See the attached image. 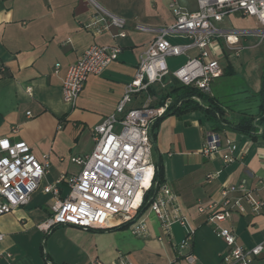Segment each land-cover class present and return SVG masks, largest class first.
<instances>
[{
  "label": "crops",
  "instance_id": "1",
  "mask_svg": "<svg viewBox=\"0 0 264 264\" xmlns=\"http://www.w3.org/2000/svg\"><path fill=\"white\" fill-rule=\"evenodd\" d=\"M169 1L0 0V65L4 68L0 71V138L23 140L38 157L49 155L50 168L41 186L79 170L70 158L93 149V127L114 112L148 42L173 22ZM174 1L186 11L197 10L195 0ZM103 12L125 20L123 37L117 35L119 29L114 26L99 32L86 28L97 13ZM217 25L224 30H246L248 33L239 37L242 49V39L259 27L254 18L238 13L225 16ZM219 42V46H212V55L218 59L222 74L211 82L208 95L220 108L221 116L213 117L201 109L167 114L157 119L153 129L151 160L155 166L160 164L162 182L176 195L181 214L194 229L189 246H177L185 237V227L173 223L169 233H164L148 207L135 220L144 222L139 233L132 231V221L101 230L57 225L44 231L38 225L50 213L51 196L40 186L27 204L0 216V264H189L184 258L189 252L195 258L191 264H220L226 245L197 206L219 203L223 188L242 180L264 200V189L256 190L257 180H264V124L259 125L258 120L261 82L257 90L219 92L221 77L234 74L229 61L227 65L221 63L231 52ZM92 44L114 45L120 51L100 74L88 76L72 106L62 99V80L68 66ZM161 91L163 88L155 85L134 94L126 108L155 106ZM243 116L254 117L253 124L259 126L255 136L226 125ZM219 118L225 123L214 128ZM210 131L218 134L223 148L227 139L236 145L234 161L224 164L218 154H200ZM215 171L218 175L207 182L206 175ZM61 189L64 191V185ZM243 206V212L234 210L222 225L233 231L238 244L251 247L264 240V210L253 214L246 203ZM250 264H264V252Z\"/></svg>",
  "mask_w": 264,
  "mask_h": 264
},
{
  "label": "built area",
  "instance_id": "2",
  "mask_svg": "<svg viewBox=\"0 0 264 264\" xmlns=\"http://www.w3.org/2000/svg\"><path fill=\"white\" fill-rule=\"evenodd\" d=\"M195 1L197 10L194 12L181 8L174 0L169 1L173 22L160 29L148 42L114 112L93 127L91 152L70 158L79 167L76 173L60 176L55 182L41 186L50 168L49 155L38 157L23 140L0 138V216L27 204L41 186V191L51 196L50 213L38 225L44 231L57 225L101 230L132 221V231L139 233L145 226L143 221L135 222L138 210L144 196L153 190L147 207L160 221L164 233H169L173 223L185 227V237L177 246L180 249L189 246L194 229L181 214L176 195L169 185L155 180V165L151 160V128L165 114L171 99L166 98L157 106L126 108V105L134 94L147 91L151 86L165 88L166 77L208 94L211 82L222 74L218 59L212 55V46H219L221 40L231 54L238 55L242 49L239 37L248 33L219 28L218 22L229 14L254 18L259 27L251 34L256 38L255 46L264 48V0ZM124 24L123 18L103 12L97 13L86 28L99 32L114 26L119 29L117 35L123 37ZM170 37L185 41H171ZM119 51L114 45L88 46L67 68L61 85L63 101L75 105L88 76L100 74L117 58ZM191 51L194 53L190 54ZM177 56H185V62L170 71L166 58ZM3 70L0 65V71ZM235 149L236 145L230 139L225 140L223 148L218 134L210 131L206 133L200 154L204 157L218 154L224 164H228L234 161L232 153ZM217 175L218 171L207 174L206 181L210 182ZM262 189L264 180L258 179L256 190ZM232 192L239 194L230 197ZM221 195L219 203L198 204L197 211L206 215V223L226 245L220 255V264H250L264 252V240L244 247L237 243L233 231L222 224L234 210L243 212V203L253 214L263 212L264 200L247 188L244 180L223 188ZM2 237L0 234V240ZM184 258L189 264L195 260L190 252Z\"/></svg>",
  "mask_w": 264,
  "mask_h": 264
},
{
  "label": "trees",
  "instance_id": "3",
  "mask_svg": "<svg viewBox=\"0 0 264 264\" xmlns=\"http://www.w3.org/2000/svg\"><path fill=\"white\" fill-rule=\"evenodd\" d=\"M229 73V72H226ZM177 82V81H175ZM258 95L260 97V112H259V125L264 124V73L262 75V80H261V86L258 91ZM170 98L171 99V104L167 108L166 112L164 115L167 114H181L187 111H192V110H204L206 113L210 114L211 116H221V110L220 108L216 105L215 101L211 96H209L206 93H202L199 90H197L194 87L191 86H185L180 83H174V85H171L168 90L161 91L160 96H159V103L157 105L162 104V102L166 99ZM155 105V106H157ZM254 117H248V116H243L242 119H240L236 123H226V125H231L235 130L245 133L251 136H255L257 132V127L255 123L253 124ZM156 120L151 128V139L152 141L154 140V126L157 124ZM224 120L222 118H219V121L215 124H213L214 128L222 126L224 124ZM261 134H264V128L261 132ZM155 180L158 182H162V173H161V166L160 164H157L155 166ZM153 194V190L148 192L144 196L143 204L138 210V216L140 215L141 211H143L145 208V204L148 202L150 196Z\"/></svg>",
  "mask_w": 264,
  "mask_h": 264
},
{
  "label": "rangeland",
  "instance_id": "4",
  "mask_svg": "<svg viewBox=\"0 0 264 264\" xmlns=\"http://www.w3.org/2000/svg\"><path fill=\"white\" fill-rule=\"evenodd\" d=\"M255 43L256 38L249 34L245 40L242 39L241 44L245 48L240 51L238 56L231 54L228 60H221L222 65H227L229 61L234 70V74L221 77L222 81L218 90L223 95L242 88L254 90L259 88L261 76L264 73V48L262 46H252ZM185 59V56L167 57L168 69L170 71L177 69L185 62ZM165 83L164 90H168L171 85L177 82L170 78ZM156 103H159L158 99Z\"/></svg>",
  "mask_w": 264,
  "mask_h": 264
},
{
  "label": "water",
  "instance_id": "5",
  "mask_svg": "<svg viewBox=\"0 0 264 264\" xmlns=\"http://www.w3.org/2000/svg\"><path fill=\"white\" fill-rule=\"evenodd\" d=\"M147 206H148V203L145 204V207H147Z\"/></svg>",
  "mask_w": 264,
  "mask_h": 264
}]
</instances>
